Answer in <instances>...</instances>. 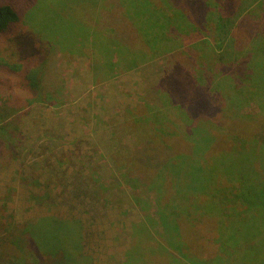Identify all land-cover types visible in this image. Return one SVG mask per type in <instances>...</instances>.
<instances>
[{
	"label": "rangeland",
	"instance_id": "rangeland-1",
	"mask_svg": "<svg viewBox=\"0 0 264 264\" xmlns=\"http://www.w3.org/2000/svg\"><path fill=\"white\" fill-rule=\"evenodd\" d=\"M124 1L14 0L0 70L19 51L30 75L0 77V264H264L241 198L264 206V0H149L168 19L144 54L116 45L140 22Z\"/></svg>",
	"mask_w": 264,
	"mask_h": 264
},
{
	"label": "trees",
	"instance_id": "trees-1",
	"mask_svg": "<svg viewBox=\"0 0 264 264\" xmlns=\"http://www.w3.org/2000/svg\"><path fill=\"white\" fill-rule=\"evenodd\" d=\"M127 1H128L129 4H133V7H132L133 13L136 15V17L138 18V20L140 22H139V24H137V26L135 28L134 35L128 34L127 36H125L126 37L125 42H123L122 40H119L120 44H123V45H119L116 42H114V43H116V45L118 46V49H119L120 52L121 51L124 52L120 48V47H122V49H127L128 51H136V52H139L138 54H144V53L148 52L150 50V48L153 47V40H158L159 42H161L163 40V33L165 32L163 30V28H165L164 24L167 21L166 19H168V18H167L166 15H164V13L158 12L156 10H152L151 7H150V9L146 10V11H148V13H149L148 14L144 10V8H145L146 3L149 2V0H125L122 3L124 7H125V3ZM129 4H127V6H129ZM231 8L234 9L233 6ZM243 8H245V7H243ZM15 10H16V8H15L14 0H0V44H1V42L4 39H7L8 36H10V35H12V36L14 35L15 38L21 36L20 34L16 33L18 24L20 22V18H19L18 14L16 13ZM127 10L129 12V9H127ZM240 10H241V8H240ZM233 11L236 12L235 9ZM176 15H179V13L177 12ZM157 30H159V31H157ZM162 31H163V33H162ZM150 37H152L151 42L149 41ZM149 43L152 45V47H151V45ZM156 44H158V43H156ZM158 48L160 49L161 47H158ZM23 54H24V52H19V51L13 53L12 57L15 58L14 61H13L14 68H10V69L3 68V70H0V77L2 76L4 78H6L7 81L8 80H12L13 82H16L17 85L19 84V82L22 79V77H24L26 79V76L28 77L30 75L29 69H26V70L22 71L23 76H21L22 74L19 75V74L15 73L16 66L22 64V61L20 60L19 56L22 59ZM138 54L136 56H134V57H137ZM34 58H35V55L33 53H31L29 55V59L30 60L33 59L35 61ZM257 67H259L260 71L255 72V75H254L255 76V80L260 85V87H258V89H263L262 87H264V86H261V84L264 83V67H262V64L257 66ZM26 68H28V66H26ZM7 81H4V82L8 83ZM168 81L169 80H167V82ZM23 84H20L18 86V90L20 92L21 91L22 92L23 91L26 92V89H27L26 85L27 84L26 83H23ZM172 85L174 87H176V88H181L182 86H186L185 89H183L182 91H178V92H183L184 91V98H185V101H186L188 106L185 103H183V101H182L181 104H179L180 106L178 104H176L175 101H174V103L180 109L181 108H183V109L187 108L188 112H189V109H190L191 113H192L191 114L192 117H196L199 113H203L205 110L209 111L211 109V105H210L211 103L208 101V99H206L205 93L197 94L195 96V98L192 99L190 97V93H191L190 84L178 86V85H174V80H170V86H172ZM31 87H32V90L35 89V87H33V86H31ZM10 89L13 91V87L12 86L10 87ZM14 89H15V87H14ZM26 93H28V92H26ZM163 129L164 128L159 129V131L157 133H159V134L165 133V131ZM138 137H140V134H139ZM144 141H145V138H143V142ZM141 144H140V139H139L138 145H141ZM211 150L212 151H211V153L209 155L212 156L213 155V151H214V146L213 147L211 146ZM137 153L141 154L142 153L141 149ZM163 157H165L166 160H167L168 156L164 155ZM181 157H183V155ZM190 158H191L190 159V163H194L195 159L193 157H190ZM146 163L148 164L147 161H146ZM239 163L241 164V162H239ZM138 165L141 166V167H145L144 163H140ZM167 165H170V167L167 166ZM159 166H160L159 167V171L160 172L158 171V173H156L157 170L151 171L153 175L152 174L150 175V180H148V179L144 180L145 182H148V181L149 182H156V180H158V183H160L159 181H163L164 182L166 180V176L164 174L167 172V170L172 168V164L168 162L166 165H163V163H161ZM238 166L240 167V165L236 164L233 168L232 167L227 168V171L229 172V171H231V169H234L235 167H236V170L238 171ZM138 169L140 170V168H138ZM144 172H145V170H144ZM172 173L174 175L175 174L178 175V173H180V172H179V170H177L175 168H172ZM209 176H210L209 175V171L200 170V173H199V170L197 169L195 172H193V174H191L190 180H192V185H194V186L197 185V187L200 186L199 188L201 190H203V188H205V186H203V185H205L204 182L206 180H208V181L210 180ZM251 188H253V187H251ZM250 189L248 190V192L250 191ZM194 190H198V188H194ZM244 191L245 190H243L242 192H244ZM251 197H252V195H251ZM241 198L243 200L242 201L243 206L246 207L245 208L246 209V213L247 212L252 213V211H254V213L252 215H250V219L248 221L251 223V225L253 227H255L254 228V232H257L259 230V228L261 226H263V224H264V210H263L264 206H263V204L260 205L261 207L258 206V204H256L254 201H252L251 199H249L247 197L246 193L242 194ZM158 216H159V219L161 221L162 226L164 227L165 232H167L168 235L176 233V229L175 228H171L172 231L169 232V230H170L169 229L170 222L168 221L167 215L164 212L160 211ZM190 228H191V231H192V227H190ZM195 236H196L195 240H192V239H190L188 237V234L186 232L185 233L182 232L183 241L189 243L190 240H191L193 242V244H190L191 245V247H190L191 251H193L192 247H196L197 246L196 244H198L197 241L199 240L198 237L200 235L199 234H195Z\"/></svg>",
	"mask_w": 264,
	"mask_h": 264
}]
</instances>
